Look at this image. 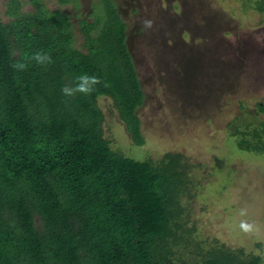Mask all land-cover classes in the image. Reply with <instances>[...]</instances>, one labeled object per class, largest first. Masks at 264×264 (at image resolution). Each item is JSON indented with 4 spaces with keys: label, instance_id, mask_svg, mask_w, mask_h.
Returning <instances> with one entry per match:
<instances>
[{
    "label": "trees",
    "instance_id": "trees-1",
    "mask_svg": "<svg viewBox=\"0 0 264 264\" xmlns=\"http://www.w3.org/2000/svg\"><path fill=\"white\" fill-rule=\"evenodd\" d=\"M100 1L106 15L80 22V48L66 12L48 10L43 0H6V20L0 16V264H264L242 248L216 241L205 248L192 238L181 202L189 181L182 154L136 159L103 136L97 100L109 96L141 143L136 110L144 96L120 14L113 0ZM239 1L264 12V0ZM24 4L31 7L23 10ZM40 50L52 57L46 68L28 59ZM14 63L29 66L20 71ZM83 74L101 83L89 96L65 97L62 87ZM258 110L264 113V104ZM242 127L235 130L238 147L264 154V119Z\"/></svg>",
    "mask_w": 264,
    "mask_h": 264
},
{
    "label": "rangeland",
    "instance_id": "rangeland-1",
    "mask_svg": "<svg viewBox=\"0 0 264 264\" xmlns=\"http://www.w3.org/2000/svg\"><path fill=\"white\" fill-rule=\"evenodd\" d=\"M113 1L132 37L128 44L144 93L136 110L142 142L109 96L97 100L103 136L112 149L136 159L182 154L189 181L181 202L192 238L205 248L214 241L242 248L264 262V154L239 148L235 134L264 119L258 110L264 104V12L239 0ZM43 3L70 16L80 48V22L106 15L100 0ZM5 9L6 0H0L3 20ZM162 50L174 60L162 62ZM242 221L253 230L242 231Z\"/></svg>",
    "mask_w": 264,
    "mask_h": 264
},
{
    "label": "clouds",
    "instance_id": "clouds-1",
    "mask_svg": "<svg viewBox=\"0 0 264 264\" xmlns=\"http://www.w3.org/2000/svg\"><path fill=\"white\" fill-rule=\"evenodd\" d=\"M31 61H35L38 66L47 67L53 63L52 57L49 53L44 50L35 52L29 57ZM29 65L26 63H14L13 68L23 71L26 70ZM101 83L98 77L89 76L88 74L80 75L76 78L74 86L65 85L62 87L61 92L65 97H74L76 94H82L84 96H89L95 90L96 85ZM107 86V85H105ZM243 214V213H241ZM240 228L244 232H251L254 228L253 225L242 221L240 223Z\"/></svg>",
    "mask_w": 264,
    "mask_h": 264
},
{
    "label": "flooded vegetation",
    "instance_id": "flooded-vegetation-1",
    "mask_svg": "<svg viewBox=\"0 0 264 264\" xmlns=\"http://www.w3.org/2000/svg\"><path fill=\"white\" fill-rule=\"evenodd\" d=\"M114 2V1H113ZM114 4H115V6H116V8H117V11H118V13L120 12L119 11V8H118V6L116 5V3L114 2ZM94 11V10H93ZM120 14V13H119ZM120 17H121V14H120ZM121 19H122V17H121ZM122 22L124 23V21H123V19H122ZM172 23L174 24V21H172ZM149 25H151V23H149ZM148 25V26H149ZM124 26H125V24H124ZM181 28V26H179V31H178V33H179V38L181 39V40H183L182 39V35H181V32H183L182 31V29H180ZM186 28V27H185ZM176 29V28H175ZM178 29H176V30H178ZM187 35H189V33H190V31H188V29L186 28V31H184ZM124 33H125V43H126V45H127V49H128V51H129V53H130V55H131V58H132V60H133V63H134V67H135V70H136V63H135V60H134V55H133V53L131 52V50H132V48L129 46L130 44H128L129 43V38L131 37V36H129L128 37V35H127V30H126V26H125V31H124ZM132 38V37H131ZM168 57V61H170V62H172L173 60H174V57L172 56V52L170 53V52H165L164 50H162L161 51V54H160V59H161V61L162 62H164V58H167ZM171 64V63H170ZM136 73H137V70H136ZM137 77H138V74H137ZM168 77V76H167ZM138 80H139V78H138ZM140 82V81H139ZM140 86H141V84H140ZM142 89V88H141ZM143 91V90H142ZM143 96H144V93H143Z\"/></svg>",
    "mask_w": 264,
    "mask_h": 264
}]
</instances>
